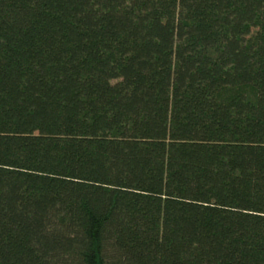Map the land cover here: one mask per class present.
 <instances>
[{
    "label": "trees",
    "instance_id": "obj_1",
    "mask_svg": "<svg viewBox=\"0 0 264 264\" xmlns=\"http://www.w3.org/2000/svg\"><path fill=\"white\" fill-rule=\"evenodd\" d=\"M0 264H264V0H0Z\"/></svg>",
    "mask_w": 264,
    "mask_h": 264
}]
</instances>
